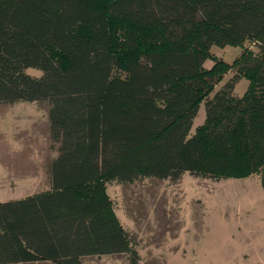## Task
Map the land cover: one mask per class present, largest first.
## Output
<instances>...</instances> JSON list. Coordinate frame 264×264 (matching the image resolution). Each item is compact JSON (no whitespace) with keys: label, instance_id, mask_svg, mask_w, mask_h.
Returning a JSON list of instances; mask_svg holds the SVG:
<instances>
[{"label":"trees","instance_id":"trees-1","mask_svg":"<svg viewBox=\"0 0 264 264\" xmlns=\"http://www.w3.org/2000/svg\"><path fill=\"white\" fill-rule=\"evenodd\" d=\"M212 44L242 50L228 63ZM17 102L45 105L56 153L45 189L0 201V264H136L108 183L258 174L264 189V0H0V105Z\"/></svg>","mask_w":264,"mask_h":264},{"label":"rangeland","instance_id":"rangeland-1","mask_svg":"<svg viewBox=\"0 0 264 264\" xmlns=\"http://www.w3.org/2000/svg\"><path fill=\"white\" fill-rule=\"evenodd\" d=\"M241 50V45L210 47L212 54L228 63ZM210 63L205 61L206 66ZM25 71L41 74L35 67ZM246 86L247 78L242 76L235 93L242 95ZM1 111H24L27 122L8 130L7 135L13 132L17 142L8 138L0 142V199L25 197V193L45 189L46 162L56 153L44 124L45 105L17 102L0 105ZM203 119L201 105L192 127ZM18 145L21 149H15ZM258 179V174L212 180L184 173L177 181L145 178L130 184L110 182L106 190L117 218L134 239L136 264H264V189ZM81 264L132 262L124 253L87 256Z\"/></svg>","mask_w":264,"mask_h":264},{"label":"crops","instance_id":"crops-1","mask_svg":"<svg viewBox=\"0 0 264 264\" xmlns=\"http://www.w3.org/2000/svg\"><path fill=\"white\" fill-rule=\"evenodd\" d=\"M7 113H10V114H7ZM26 116H27V114L24 111H20V112L1 111L0 112V142L6 138H8L10 140H14L15 138L12 137L13 132L10 131V135H7V132L9 129L20 128V126H23V124L27 122V120L25 119ZM3 117L5 119H3ZM44 124H47L46 119H45ZM18 140H21V139H18ZM13 142H17L16 139ZM15 147H16L15 149H21L20 145H18V147L17 146H15ZM15 155H16V153H14L13 157H15ZM1 157H3V156H1V154H0V158ZM30 185L33 186L34 184H30ZM33 192L34 191H31V192L25 193L24 195H29ZM0 201H1V199H0Z\"/></svg>","mask_w":264,"mask_h":264}]
</instances>
